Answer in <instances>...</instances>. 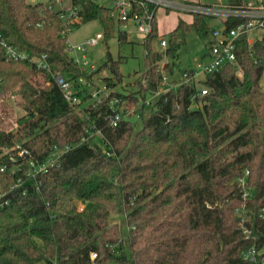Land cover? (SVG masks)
Returning a JSON list of instances; mask_svg holds the SVG:
<instances>
[{"label": "trees", "instance_id": "trees-1", "mask_svg": "<svg viewBox=\"0 0 264 264\" xmlns=\"http://www.w3.org/2000/svg\"><path fill=\"white\" fill-rule=\"evenodd\" d=\"M70 3L81 23L100 22L103 41L113 38L117 24L109 9L91 0ZM205 20L179 19L167 56L191 31L209 33ZM62 28L57 13L41 3L0 0V39L31 58L45 55L49 66L13 61L0 48V167L12 165L18 145L39 162L55 148H68L38 187L29 186L26 196L13 190L0 209V264H94L91 253L99 264H251L242 257L247 250L264 252V31L251 44L237 40L241 76L236 66L224 65L202 79L205 95L180 83L147 107L145 98L162 80L156 70L163 55L152 49L159 38L154 22L144 43V86L131 96L141 98L137 119L112 127L110 103L124 95L112 92L82 108L90 100L85 89L72 105L55 83L56 74L86 82L94 75L66 53ZM117 40L126 36L117 33ZM120 64V58L104 64L108 89L122 79ZM164 69L171 74L169 63ZM12 103L23 113L21 124L9 122ZM15 179L0 173V186L7 191Z\"/></svg>", "mask_w": 264, "mask_h": 264}, {"label": "built area", "instance_id": "built-area-1", "mask_svg": "<svg viewBox=\"0 0 264 264\" xmlns=\"http://www.w3.org/2000/svg\"><path fill=\"white\" fill-rule=\"evenodd\" d=\"M63 1L56 0L60 4V8L57 11H54L52 7H46V9L57 13L63 27L61 33L68 37L71 29L81 24L82 17L79 14V8L72 5L70 0H68L67 6L63 5ZM110 3V6L107 8L111 11L117 24V33L125 36L133 33L139 34L144 38V42L153 32L156 14L159 10L163 13L177 12L191 18L194 16H202L204 18L223 21L221 27L210 29L209 35L211 42L205 58L198 62L195 67L185 70L181 74V83L195 84L198 96H203L208 91L201 84L202 79L208 74L218 71L224 65L237 67L235 51L237 40L245 37L247 43L251 44V34L254 31H264V0H256L255 2H247L241 5L219 4L215 6H206L189 0H110ZM227 20L238 21V23L231 28H227ZM38 26L41 27L42 25L39 24ZM101 40H104V33H97L94 37L77 44H70L67 40L66 53L80 67L87 66V61L84 56L85 51L88 47L96 46ZM157 42L163 52V59L156 72L160 73L162 81L165 82L168 79L164 71V67L167 64L165 60L168 58L166 52L168 41L163 37H159ZM0 48L4 50L5 56L13 61H31L40 69H49L45 55L38 58H31L27 53L9 46L1 39ZM79 54L80 57H77ZM90 70L92 72L94 68L90 67ZM237 74L239 76L242 75L239 68ZM54 80L61 89L63 97L67 102L72 105L79 104V98L76 96V93L81 90L82 83L84 82L82 78L72 81L62 74H56ZM105 90V87L95 90L90 95L92 103H100L103 98L107 97L108 95ZM153 94L159 95L158 91ZM115 102L111 106V115L108 116L109 123L112 127H115L123 119L118 113L117 102ZM144 104L149 106L150 100L145 101ZM15 150V154L9 156V161L12 165L10 167L5 165L0 167V173H8L9 176L16 177L15 182L9 186L7 191L3 190L0 186V209L10 204L11 199L9 195L13 190L17 189L20 191L21 196H26L30 188L29 186L38 187V178L46 173L48 168L54 165L63 151L68 150V148L65 150L55 148L41 162L34 160L30 152L20 145L16 146ZM78 210L81 211L82 208L80 207ZM261 212H264V209ZM242 257L243 260L251 264H264V252L258 253L255 248L247 250ZM96 258L95 253L90 254V260L94 264H99L96 262Z\"/></svg>", "mask_w": 264, "mask_h": 264}, {"label": "rangeland", "instance_id": "rangeland-1", "mask_svg": "<svg viewBox=\"0 0 264 264\" xmlns=\"http://www.w3.org/2000/svg\"><path fill=\"white\" fill-rule=\"evenodd\" d=\"M27 4H43L46 7H52L54 11H57L60 8V4L56 0H25ZM94 4L102 7H109L110 0H91ZM202 3H215V2H224V0H199ZM63 5H68V0L63 1ZM183 18L186 21H189L191 17L182 15L177 12H169L167 15L162 11H158L155 18V23L158 27V31L161 37L166 41L169 40V35L179 19ZM205 23L208 27V31L215 27H221V23L217 19H206ZM97 33H103V28L99 21L94 20L87 23H81L77 26H74L70 33L68 34V42L70 44L81 43L88 38L94 37ZM262 36V31H254L250 36V41H254L257 38ZM211 38L209 33L204 34L202 32L191 31L187 34L185 38V44L181 46L172 57H168L165 62L169 63L171 66V72L167 73L168 79L165 82L161 80V84L158 89V94H163L171 89L177 87L182 79L181 74L185 70H189L192 67L202 61L203 56L207 53ZM152 49L163 52L158 44V42H153ZM146 50L144 46V38L139 34H130L126 36V41L119 43L117 40V29L113 38L109 39L107 42L101 40L96 46L88 47L84 53L85 60L87 61V66H81V69L86 73L90 74V67L94 68V75L90 81L87 80L82 83L81 90L85 89V92L91 95L95 90L105 87L107 95L112 92H118L121 95L126 97V100H121L120 98H115L110 105L114 104L116 101V106L118 113L122 118H126L132 121L137 119L136 108L141 103L136 102L135 98L131 96L139 92L140 85L144 86L141 81L142 73L145 70L144 65V56ZM80 57V54L77 57ZM111 58L112 61H117L121 59V64L119 66V73L122 79L119 82H115L114 86L111 89L106 87L105 78H111L109 70L104 67V64ZM161 64V63H160ZM160 64L158 68L160 67ZM165 70V69H164ZM38 75V79L41 77ZM139 82V83H138ZM259 87L264 91V73L259 82ZM157 94H150L145 98V101L150 100V105L147 107H153V101L159 96ZM137 99L140 96H137ZM80 101V100H79ZM92 100H88L85 103H82L80 107H86L91 104ZM12 114L10 116L9 122L13 124L23 123V113L16 107L11 104ZM195 107L194 104L191 105V108ZM1 104H0V114H1ZM85 119V118H84ZM18 127V125L16 126ZM96 139L98 135H95ZM101 145L100 142H98ZM105 153L108 152L107 149L104 150ZM77 208L83 207V204L80 202L76 203ZM113 222L121 223V217L114 216Z\"/></svg>", "mask_w": 264, "mask_h": 264}, {"label": "crops", "instance_id": "crops-1", "mask_svg": "<svg viewBox=\"0 0 264 264\" xmlns=\"http://www.w3.org/2000/svg\"><path fill=\"white\" fill-rule=\"evenodd\" d=\"M189 1H192V2H195V3H198V4H204V5H206V6H215V5H221V4H228L227 3V1L226 0H224V2H215V3H202V2H200L199 0H189ZM256 0H243V2H242V4H245V3H247V2H255ZM228 5H230V4H228ZM107 8V7H106ZM108 9V8H107ZM164 14H168V13H164ZM193 18V17H192ZM192 18H190V20L189 21H187V22H191V20H192ZM182 20H184L183 18H181ZM205 19H212V18H205ZM217 20H219V19H217ZM184 21H186V20H184ZM220 21V23H221V26H222V23H223V21H221V20H219ZM176 25H177V23H176ZM176 25H175V27H176ZM174 27V28H175ZM173 28V29H174ZM216 28H219V27H216ZM157 29H158V27H157ZM173 31V30H172ZM171 31V32H172ZM209 32H210V30H209ZM158 34H159V31H158ZM159 37H161L160 36V34H159ZM145 43V42H144ZM207 54V53H206ZM206 54L203 56V58H205V56H206ZM169 57V56H168ZM202 58V59H203ZM171 74H172V72H171Z\"/></svg>", "mask_w": 264, "mask_h": 264}]
</instances>
